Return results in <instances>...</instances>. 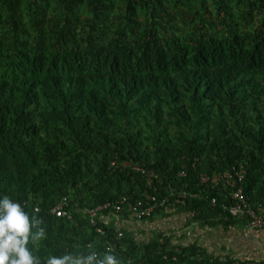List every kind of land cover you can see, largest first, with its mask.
<instances>
[{
	"label": "trees",
	"instance_id": "trees-1",
	"mask_svg": "<svg viewBox=\"0 0 264 264\" xmlns=\"http://www.w3.org/2000/svg\"><path fill=\"white\" fill-rule=\"evenodd\" d=\"M241 164L264 203V0H0V199L42 220L35 256L101 258L121 230L120 264H264L173 250L165 233L141 242L104 207L149 192L169 202L143 222L177 211L226 230L241 222L211 201L230 191L199 173ZM64 198L72 220L53 214ZM127 207L115 218L133 220Z\"/></svg>",
	"mask_w": 264,
	"mask_h": 264
},
{
	"label": "built area",
	"instance_id": "built-area-1",
	"mask_svg": "<svg viewBox=\"0 0 264 264\" xmlns=\"http://www.w3.org/2000/svg\"><path fill=\"white\" fill-rule=\"evenodd\" d=\"M191 167L195 170L197 167V163L199 162V159L196 158L192 160ZM189 168L188 165H184L180 173L178 174V177L181 179H185L188 176ZM246 168L241 164L238 166H233L232 168L225 170V171H218L215 172L212 175H209L207 172H200L199 173V181L201 186H207L211 190H228L230 191V199L229 202H221L219 203L217 198H213L211 201V204L213 207L222 208L226 213L228 212L229 215H225L226 217L222 216L220 213L218 215L217 221H221L224 219L227 221L228 219H237L239 222L244 224L247 228H251L253 230H260L264 229V203L257 202L252 203L250 200V197L245 194L244 190V182L246 179ZM156 176L154 173L150 172L148 173V186L151 188L154 187V178ZM181 200H185L187 198H197L198 193L197 192H182L180 193ZM146 203L143 204V202L138 203H129V199L127 197H122L120 200L116 201L112 205L107 204L104 207L108 208L111 207L113 213L112 215L115 217L116 215L123 214L125 211V206H128L126 209L132 213L130 215V218L135 221H142L143 217L149 216L156 207L158 206H166V204L169 202L168 197H164L162 199H159L156 194H150L149 192L146 193L145 196ZM70 203L66 198L61 201L57 207L53 210V214L58 217H68L70 220L73 219V213L77 212V210L71 211L69 209ZM103 210V207H97L95 209H87L84 210L87 217H89L90 222L93 224L96 222V218L100 216V212ZM236 225H229L228 229L232 230L234 229ZM101 232V231H100ZM123 237V232L118 231L115 238H113L112 242H109L107 244V247L105 248L107 252L109 248L114 249L113 254L115 253L118 241L121 240ZM179 245H170V248L177 249ZM186 247H188V244H185ZM103 254V255H104ZM103 255H101V258H103ZM86 256V255H84ZM199 259H201L199 257ZM128 263H130V259L127 260ZM171 264H177L178 260L176 257L172 258ZM236 264H239L238 262Z\"/></svg>",
	"mask_w": 264,
	"mask_h": 264
},
{
	"label": "clouds",
	"instance_id": "clouds-1",
	"mask_svg": "<svg viewBox=\"0 0 264 264\" xmlns=\"http://www.w3.org/2000/svg\"><path fill=\"white\" fill-rule=\"evenodd\" d=\"M41 224L42 220L35 214L30 216L20 203L8 196L0 199V264H120L112 248L103 258L95 251L86 256L71 253L50 255L45 259L35 256L33 249L46 239V231Z\"/></svg>",
	"mask_w": 264,
	"mask_h": 264
},
{
	"label": "rangeland",
	"instance_id": "rangeland-1",
	"mask_svg": "<svg viewBox=\"0 0 264 264\" xmlns=\"http://www.w3.org/2000/svg\"><path fill=\"white\" fill-rule=\"evenodd\" d=\"M109 218L115 220L120 229L133 233L141 242L151 240L154 234L165 233L172 235L173 244L199 243L198 245L204 248L212 257H225V255L229 254V252H223L220 248L228 247L229 250L232 245V238L236 234L231 232L225 233L222 226H216L213 229L210 227L202 228L198 223L191 222L189 214L177 211H172L168 217H159L153 221L146 222H132L133 220L117 219L113 216ZM201 229L204 230V233ZM188 233H190L189 236Z\"/></svg>",
	"mask_w": 264,
	"mask_h": 264
},
{
	"label": "crops",
	"instance_id": "crops-1",
	"mask_svg": "<svg viewBox=\"0 0 264 264\" xmlns=\"http://www.w3.org/2000/svg\"><path fill=\"white\" fill-rule=\"evenodd\" d=\"M210 228L213 229L212 227ZM223 230L225 233L231 232L236 234H234L232 238V245L230 249L228 250V247H224L222 249L220 248V250H222L223 252L225 251L229 252V254L227 255L232 256V258L234 259L242 260L248 258L250 260H255L259 262L264 261V229L253 230L251 228H247L244 224L240 223L239 225L237 224L232 230L229 229L226 230L223 229ZM202 232L204 233V230ZM189 234L190 233H188V236ZM181 244L185 245V243L184 244L181 243Z\"/></svg>",
	"mask_w": 264,
	"mask_h": 264
}]
</instances>
